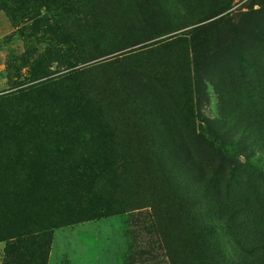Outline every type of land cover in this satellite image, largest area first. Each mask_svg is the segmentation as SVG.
Returning a JSON list of instances; mask_svg holds the SVG:
<instances>
[{
  "label": "rangeland",
  "instance_id": "rangeland-1",
  "mask_svg": "<svg viewBox=\"0 0 264 264\" xmlns=\"http://www.w3.org/2000/svg\"><path fill=\"white\" fill-rule=\"evenodd\" d=\"M73 96L100 102L113 124L128 208L54 229L45 264H217L216 247L264 261L235 225L264 197V126L252 132L264 116V0H0V105L38 115ZM90 127L42 122L45 157H91L101 140ZM181 147L184 173L160 153ZM209 180L218 214L238 211L234 237L206 212Z\"/></svg>",
  "mask_w": 264,
  "mask_h": 264
},
{
  "label": "trees",
  "instance_id": "trees-1",
  "mask_svg": "<svg viewBox=\"0 0 264 264\" xmlns=\"http://www.w3.org/2000/svg\"><path fill=\"white\" fill-rule=\"evenodd\" d=\"M147 88L144 87L146 92ZM19 94L20 99L25 100L22 98L25 92ZM77 97H67L66 106L63 100L61 106L56 101V109L49 105L38 115L30 111L21 113V104L10 99H4V105H0V243H3L0 264H45L54 229L87 219L119 215L128 208L126 171L129 164L118 157L120 152L113 142L116 138L113 124L100 102L80 101ZM42 122L49 132L56 125L73 122L83 129L92 125L90 128L96 133L94 138L101 141L87 159L71 163L49 160L42 145L39 128ZM262 126L264 116L253 114L252 132L256 133ZM160 153L182 173L192 164L189 152L183 147L178 152L174 149L172 154ZM209 182L202 196L206 212L222 222L224 236L234 237L233 224L238 211L233 207L227 216L219 215L224 213L220 207L222 201L215 190L210 198L211 185L215 187L211 180ZM253 207L259 208L258 213L250 215ZM244 211L246 215L235 225L257 239L249 244L250 237L242 244L244 251L250 255H264V244L260 245L264 242V197L254 205L247 204ZM217 231L219 227L215 225L206 226L208 237ZM215 251L217 264H249L245 257L233 260L221 255L223 250L218 247Z\"/></svg>",
  "mask_w": 264,
  "mask_h": 264
}]
</instances>
